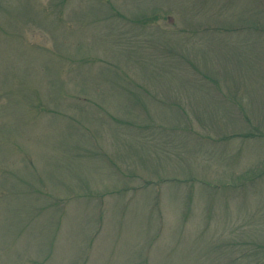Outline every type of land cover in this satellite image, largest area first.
<instances>
[{"label": "rangeland", "instance_id": "rangeland-1", "mask_svg": "<svg viewBox=\"0 0 264 264\" xmlns=\"http://www.w3.org/2000/svg\"><path fill=\"white\" fill-rule=\"evenodd\" d=\"M0 264H264V0H0Z\"/></svg>", "mask_w": 264, "mask_h": 264}]
</instances>
